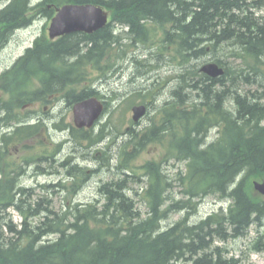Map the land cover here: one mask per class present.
I'll use <instances>...</instances> for the list:
<instances>
[{"label": "trees", "instance_id": "obj_1", "mask_svg": "<svg viewBox=\"0 0 264 264\" xmlns=\"http://www.w3.org/2000/svg\"><path fill=\"white\" fill-rule=\"evenodd\" d=\"M184 1L44 0L37 8L29 9L28 0H12L0 11V49L16 29L27 28L37 16L52 19L60 7L68 4L103 6L110 11L115 23L125 27L119 34H115L119 28L113 30L108 25L92 35L71 34L56 41L49 40L43 33L27 54L0 74V91L9 97L0 99V264H245L235 257L226 258L222 248L215 247L214 243L238 239L254 223L260 225L264 219V198L253 188L254 181L264 180V104L256 94L250 101L248 96L229 89V81L225 80L228 68L226 76L218 79L198 71L188 73L190 78L184 79L183 85L176 89L183 110L180 112L171 103L167 104L161 108L164 115L159 124H152L142 133L132 132L124 143L117 168L132 170V178L124 174L118 180L103 183L98 197L89 204L67 203L61 212L51 207V201L43 206L44 199L35 190L18 187L17 177L22 167L16 165L9 153L10 146L27 149L29 142H34L44 130L48 131V126L40 119L31 124L32 117L24 116L29 106L51 103L52 97L57 95H62L70 106L92 96L104 98L93 89L92 74L106 78L119 68L118 63L132 47V41L141 39L143 19L169 30L161 48L167 51L174 48L169 54H174L175 61L185 63L206 52L201 48L203 41L196 39L198 31L218 30L225 22L221 14L239 7L236 5L241 0H210L216 17L205 3L199 7L200 11L193 12L194 4ZM217 4L225 7L215 8ZM176 7L182 14L180 18H175L171 11ZM242 25L234 33L229 31L227 23L218 40L234 37L244 46L236 55L251 64L254 74L262 73L264 27H258L259 32H256L257 27L249 16ZM177 27L183 33L179 37L172 33ZM139 94L134 98L145 101L152 92ZM20 120L24 126L11 124ZM54 127L67 129L73 141L89 144V147L101 141L107 129L106 125H101L95 133V129L79 130L72 124L56 123ZM215 127L221 130V137L201 149L204 138ZM3 128H6L5 133ZM8 129L12 130L8 132ZM165 141H168L166 159L145 163L141 167L142 180L130 166L131 162L149 145H164ZM55 154L47 150L25 163L37 161L39 166L50 167L56 161ZM171 160L185 163L184 170L174 179L164 169ZM71 161L72 158H67L59 165L67 170L69 179L42 185L44 192L61 188L73 197L81 191L85 179L94 171L88 172L77 163L71 166ZM39 170L40 174L45 171ZM238 176L242 177L234 188ZM134 182L143 183L145 187L134 190L131 196L130 185ZM174 182L182 188V200L169 195ZM23 193H27L33 205L29 202L21 205L17 201L16 196ZM208 197L230 198L227 212L221 208L200 223L189 225V216ZM136 198L147 206L146 216L137 207ZM12 209L22 217L19 225L11 218ZM181 210L186 214L183 219L170 228L161 227L162 220L170 213ZM40 216L34 226L31 219ZM51 235L58 237L44 241V237ZM262 250L264 244L258 240L254 251Z\"/></svg>", "mask_w": 264, "mask_h": 264}, {"label": "rangeland", "instance_id": "obj_2", "mask_svg": "<svg viewBox=\"0 0 264 264\" xmlns=\"http://www.w3.org/2000/svg\"><path fill=\"white\" fill-rule=\"evenodd\" d=\"M6 4H8L7 1L0 0V10ZM261 8L258 10L257 15L264 22V6ZM50 24L51 19L45 18L38 20L27 29L17 31L9 43L0 51V74L10 69L19 57L23 55L24 51L31 47L34 41L43 33L48 37ZM148 27L153 33L152 38L155 40V44L152 45L154 50H148L142 45H132L129 49V56L120 64L121 68L119 66V69L109 74L106 78H103V75L92 74L94 79L93 88H96L104 96L101 100L109 102L105 115L98 126L94 127L95 133H97L101 125L107 126L108 133L111 132L110 134L112 135L108 137L105 143L94 148H87L86 144L80 145L73 141L67 129H63V131L54 127L55 123L74 125L73 106H68L62 99V95L52 97L51 103L31 105L24 111V116L32 117L31 121L33 123L40 119L41 122L48 126V131L44 130L34 142H29L30 147L27 149H23L22 146H10L9 153L12 155L11 159L16 162V165L22 167L20 171H24V176L21 177L22 185L27 188H35L36 194L39 196H47L51 200V207L57 212H61L67 203L85 204L94 201L98 197V188L102 183L117 180L122 176L115 168L118 164L117 156L120 146L130 139L132 132L142 133L152 124H159L163 118V113L160 111L162 105L165 101L172 100L173 92H176L177 87H179L175 76L179 75L183 69V66L179 63L180 60L173 61L174 54L169 53L164 60L156 61L151 59L149 56L150 51L156 54L160 53L163 36L159 26L150 23ZM205 47H207L206 53L187 64V71H198L204 64L219 60L225 64L226 68L235 70L236 79L231 88L233 92H239L250 97L257 92L264 94V72L259 75L257 73L254 74L251 64L243 62L242 59L235 56L234 47L231 43L215 48L213 43L210 42L206 43ZM168 50L173 52L174 48H169ZM146 60H148L147 63ZM136 61L144 63V66L139 65ZM249 75L256 79L255 83L251 84L244 80ZM230 82L227 83L228 86L231 85ZM139 92L143 95L152 92V95L145 101L142 98H134L135 95H140ZM115 93L119 95V102L116 104L111 103L108 99L112 98ZM130 98H132V101H129ZM262 98L264 100V95ZM0 99L8 100L9 97L0 91ZM59 99L62 101H59ZM143 101L148 104L149 112L140 123L135 124L131 118V109ZM213 134L209 135L212 139L216 137ZM62 142V148L58 152V144ZM112 143L115 147L107 149L106 145ZM75 149L78 150L76 159H74L75 163L86 168L88 172L97 170L96 173H90L91 182L73 197H70L66 190L59 188H51L44 192L40 186L54 185L61 180L66 181L69 179L67 178V170L59 165ZM47 150L51 153L56 152L54 167L49 170V173L36 175L37 161L29 165L25 161L32 158L36 159ZM100 150H107L108 154L110 153L111 158H113L111 167L105 166L101 159V154L97 155ZM167 152L168 141H165L164 145L151 144L133 163L131 162L130 166L144 180V171L141 170V167L148 161L160 162L165 160ZM183 166V164L171 160L168 165L164 166V169L171 178H176ZM43 168L46 170L49 166L46 167L45 165ZM173 184L170 195L172 194L177 199L183 198L182 188L177 183ZM130 186L132 188V196L134 195V190L145 187V184L134 182ZM217 201L218 199L216 198L208 197L202 205L198 206V211L191 220L198 222L210 214L218 212L220 205ZM136 202L140 210L146 213L147 206L145 203L138 198H136ZM10 214L16 224L19 225L22 222V217L16 210L12 209ZM183 217L184 212L181 211L170 213L169 217L163 222V226H170ZM37 222H39V217L34 219V224ZM261 237L264 244V226L261 227L259 224H254L246 237L226 242L216 241L214 246L228 250L229 257L234 256L236 259H241L245 264H264V250L261 252L253 250L255 242Z\"/></svg>", "mask_w": 264, "mask_h": 264}, {"label": "bare ground", "instance_id": "obj_3", "mask_svg": "<svg viewBox=\"0 0 264 264\" xmlns=\"http://www.w3.org/2000/svg\"><path fill=\"white\" fill-rule=\"evenodd\" d=\"M5 1H7L8 3H10V2H12V0H5ZM44 0H28V3H27V6H28V8L29 9H34V8H37L42 2H43ZM180 1H182V2H185L184 0H180ZM257 1H260V0H241L239 3H238V5H236V6H239V7H233L230 11H228V12H226V14L225 15H223V14H221L224 18V20H225V22H223V24L222 25H220V28L218 29V30H216V31H214L213 29H211V30H209L210 31V33H202V32H199L198 31V33H197V36H196V39L197 40H201V41H203L202 42V46H201V48L202 47H204L206 50H207V47H205V45H206V43H210V42H212L213 43V45H214V47L216 48V47H220V46H223V44H229V43H231L232 44V46L234 47V53H235V56L236 57H239V56H237L236 55V52H238V51H240V50H244V46L242 45V44H240L237 40H234L233 38L234 37H230V36H226L227 38L226 39H221V40H218V36H222L223 35V29H225V28H227L228 26H226L225 27V25L227 24V23H229V31H235L234 33H236L237 31H238V26L239 25H242V22L243 21H245L247 18H248V16H249V18L251 19V20H253V25H254V27H257V30H256V32H259V29H258V27H264V22H263V19H261V18H259L258 17V10H260V9H262L261 7H263L264 6V0H262L261 1V3L259 4ZM188 4H191V3H193L194 4V9H193V12H195V11H200V9H199V7L201 6V7H203L202 5H203V3H205V6H210V0H190V1H188L187 2ZM214 7L216 8V7H219V8H222V7H225V5L224 4H217V5H214ZM61 8V7H60ZM210 8H212V6H210ZM2 10V9H1ZM0 10V11H1ZM179 10V8L178 7H176V8H172V12H173V16L175 17V18H180L181 16H182V14H180V11H178ZM108 12V11H107ZM210 13L212 14V16H214V17H216L217 15L216 14H214L215 13V10L212 8V10H210ZM189 14H193V13H189ZM218 18H220L219 16H218ZM42 19H45V18H43V17H40V16H37L36 18H34L33 20H32V22L27 26V28H29V27H31L35 22H37L38 20H42ZM232 20H234V22L232 21ZM187 22H189V21H187ZM215 22H216V20H215ZM150 23H153V22H150V20H145V19H143L142 21H141V29H143L144 31H141L140 32V38L141 39H139V40H135L134 42L132 41V45H135V46H138V45H142L144 48H146V49H148V50H154V47L152 46V45H154L155 44V40L152 38V36H153V33H152V31H149L148 30V24H150ZM234 23H235V25L236 26H234ZM155 26L157 25V24H155V23H153ZM108 25H110L111 26V28H113V30H116V29H118L119 28V30H118V32H115V34H119V33H121L123 30H124V28L125 27H123L122 25H120L119 23H115L113 20H112V18H111V15H109V19H108V23H107V25L104 27V28H106ZM158 26V25H157ZM242 26H244V25H242ZM245 27V26H244ZM27 28H23V29H27ZM104 28H102V29H104ZM178 29H177V31H174V30H172V33H174V34H177L178 35V37L179 36H181L183 33H182V31H181V28L180 27H177ZM212 28V27H211ZM22 28H18V29H16L13 33H11L10 34V36H9V40L4 44V46L0 49V51L9 43V41H10V39L12 38V36L17 32V31H20V30H23ZM101 29V30H102ZM150 29V28H149ZM264 29V28H263ZM126 30V29H125ZM170 30V31H171ZM169 30L168 29H166V28H161V33H162V36H163V39H164V37H165V35H166V32H168ZM168 33H170V32H168ZM215 33V34H214ZM217 36V37H215V36ZM233 39V40H232ZM162 42V41H161ZM33 46H34V43H33V45L31 46V47H29V48H27L25 51H24V53H23V55L22 56H24L25 54H27L30 50L29 49H32L33 48ZM157 48V47H156ZM159 49V48H158ZM169 49V48H168ZM260 51V50H259ZM128 53H129V49H128V51H127V54L125 55V57L122 59V60H120L119 61V66H120V68H121V63L124 61V60H126L127 59V57L129 56L128 55ZM168 53H169V51H167V50H163V49H160V53H158V54H156V53H152V51H150V53H149V56L151 57V59H153V60H156V61H160V59L161 60H164L165 59V57H167V55H168ZM206 53V52H205ZM204 55V54H203ZM264 55V54H263ZM21 56V57H22ZM202 56V55H201ZM200 56V57H201ZM21 57H19V59L21 58ZM199 57H191V58H189L188 59V61L187 62H185V63H183V61L181 62V60H180V65L181 66H183V69L181 70V73L179 74V75H176L175 77H176V80H177V82H178V86H182L183 85V80L185 79H187V78H190V75L188 74V73H191V72H196V71H194V70H188L187 71V64H189L193 59H198ZM240 58V57H239ZM18 59V60H19ZM170 59H172V58H170ZM240 59H242V61L243 62H246V59L244 60L243 58H240ZM17 60V61H18ZM73 61L75 60V59H72ZM72 60H69L70 62H72ZM16 61V62H17ZM147 61L148 60H146V63H147ZM173 61H175L174 60V58H173ZM217 61H219V60H215V61H211V62H209V63H207V64H204L199 70H198V73H201V74H204L205 76H207V77H209V78H211L210 76H208L207 74H205L204 72H202V69L206 66V65H208V64H217L220 68H222L223 70H224V74L221 76V77H219V78H223V77H225L226 76V66H225V64L223 63L222 64V66L220 65V64H218L217 63ZM15 62V63H16ZM221 62V61H220ZM14 63V64H15ZM136 63H138L139 65H142V66H144V63H142V62H140V61H136ZM13 67V66H12ZM11 67V68H12ZM10 68V69H11ZM119 69V68H118ZM9 70V69H8ZM7 70V71H8ZM4 73V72H3ZM258 74H260V73H258ZM211 79H218V78H211ZM236 79V75H235V70L234 69H229V71H228V74H227V76H226V78H225V80H227V81H233V80H235ZM246 82H248V83H255L256 82V79L254 78V77H251V75H249V76H247V77H245V79H244ZM230 82V86H228V88L229 89H231L232 88V83ZM228 83V82H227ZM94 90H96L98 93H100L96 88H93ZM139 93H141V92H139ZM239 93V92H238ZM101 94V93H100ZM241 94V93H240ZM243 95V94H242ZM264 94L263 93H256V97L257 98H259L260 99V102L262 103V104H264V100H263V98H262V96H263ZM243 96H248V95H243ZM252 96H253V94H252ZM250 97V96H248L249 98H251L250 99V101H252V100H254V98L253 97ZM92 97H95V96H92ZM104 97V96H103ZM91 98V97H90ZM109 99V101L111 102V103H114V104H116V103H118L119 102V95H117L116 93L114 94V96H112V98H108ZM132 99V98H131ZM59 101H62V100H60L59 99ZM64 102H66V104L68 105V106H70L69 104H68V102L67 101H65L64 100ZM109 103V102H108ZM108 103L106 102V109H107V105H108ZM169 103H171V105L173 106H175L180 112L183 110V106H182V104H181V102H180V99L177 97V95H176V92H173V95H172V100L171 101H169V100H167V101H165L164 102V104L162 105V107L161 108H163V107H165L167 104H169ZM135 106H145L146 108H147V113H148V108H149V106H148V104L147 103H145L144 101L141 103V104H137V105H135ZM135 106H133V107H135ZM132 107V108H133ZM160 111L162 112L163 111V109H160ZM163 115H164V113H163ZM32 122V121H31ZM14 127L15 126H24V123H23V121L22 120H20V121H13L12 123H11ZM31 124H33V122L31 123ZM56 124V123H55ZM263 125H264V123H262ZM12 130V129H11ZM10 129H8V132H10L11 131ZM63 130V129H62ZM64 131V130H63ZM3 132L5 133L6 132V128H3ZM111 132H109L108 133V130L107 129H105V131L103 132V138L101 139V141H95L94 142V145H92V146H90L89 147V144H87V148H94V147H97L98 145H101V144H103V143H105V141L108 139V137H110L112 134H110ZM212 133H214L213 135H215L216 137L214 138V139H212L211 138V136H209L210 134H212ZM221 137V130L217 127L216 129L215 128H212L211 130H210V132H209V134H208V136H206L205 138H204V141H203V143L201 144V149H205V148H207L210 144H212V143H215L219 138ZM72 139V138H71ZM113 141V140H112ZM115 141V140H114ZM78 144V143H77ZM62 145H63V142L62 143H59V147H58V152L60 151V149L62 148ZM123 146H124V143L120 146V149H119V152H118V164L115 166V168L121 173V177L120 178H122V177H124V174H127L126 176H129V178H132V170H126V168H125V170H123V169H119V168H117V166H119V163H120V159H121V153H122V148H123ZM106 147H107V149H113L114 147H115V145L112 143V144H107L106 145ZM78 152V150L77 149H75L74 150V152L70 155V156H68L67 158H72V161L70 162L71 164V166L75 163V161H74V159H76V153ZM98 154H101L102 156H101V159H102V161L105 163V166H107V167H111V160L113 159V158H111V156H110V153L108 154V152H107V150H100V151H98L97 152V155ZM67 158L64 160V161H66L67 160ZM177 163H181V164H183L184 166H183V169H180L179 171H181V170H184V168H185V163L184 162H177ZM169 164V163H168ZM167 164V165H168ZM43 166H45V165H42V166H39V164H37V168H36V175H39L40 173L39 172H41L40 170H39V168L40 169H42V170H45V168H43ZM54 167V165H51L48 169H46L45 171H44V173L43 174H46V173H49L50 171V169H52ZM92 171H94V173H96L97 172V170H92ZM169 175V174H168ZM24 176V171H21L20 173H19V176L17 177V180H18V184H19V186L18 187H23V188H25V189H27V190H36L35 188H27V187H25V186H23L22 185V182H21V177H23ZM177 176V175H176ZM241 177L242 176H238L237 177V179H236V184L234 185V188L236 187V185H237V183L239 182V180L241 179ZM174 179V178H173ZM118 180V179H117ZM131 180V179H130ZM114 181V180H113ZM91 182V180H90V176H89V178H86L85 179V181H84V186H83V188L85 187V186H87L89 183ZM107 183V182H106ZM174 183H176V182H174ZM103 184V183H102ZM101 184V185H102ZM100 185V186H101ZM99 186V187H100ZM233 186V185H232ZM41 187V186H40ZM82 188V189H83ZM59 189H61V188H59ZM81 189V190H82ZM77 193H79V192H77ZM76 193V194H77ZM171 193V192H170ZM27 193H23V194H21V195H19V196H16V199H17V201H19V203L21 204V205H27L26 204V202H29L30 204H32L33 203V201L32 200H29L28 198V195H26ZM75 194V195H76ZM98 195H99V188H98ZM170 195V194H169ZM170 196H172V194L170 195ZM175 200H182V198L181 199H177L176 197H174V196H172ZM213 198H216V199H218V201H217V203L218 204H221V205H223V206H221L220 207V209L222 208L225 212H227V208H228V206H229V204H230V202H231V199L230 198H223V199H220V198H217V197H213ZM41 199H44V202H43V206H45V204L46 205H49V203H50V199L47 197V196H41ZM37 201H39L38 199H36ZM92 202V201H91ZM91 202H88V203H85L84 205H86V204H89V203H91ZM205 202V200H203V201H201L200 202V204L199 205H202L203 203ZM28 203V204H29ZM33 205V204H32ZM73 205H76V204H73ZM198 205V206H199ZM102 205H98V207H101ZM137 207L139 208V206H138V204H137ZM197 211H198V208H197V210H196V212L195 213H193V214H191L190 216H189V220H188V223H189V225H193V224H198V223H200L201 221H203V220H205V219H207L208 217H206V218H204V219H202V220H200V221H192L191 219L196 215V213H197ZM148 212V211H147ZM147 212L146 213H143V215L144 216H146V214H147ZM174 212H177V211H173L172 213H174ZM180 212V211H179ZM181 212H184L183 210H181ZM8 214H9V211H8ZM185 212H184V217H185ZM168 217H169V215H168ZM168 217H166L165 219H163L162 220V222H161V227L163 228V229H167V228H170V227H172L173 225H175L176 223H174V224H172V225H170V226H167V227H164L163 226V222L168 218ZM183 217V218H184ZM11 218H12V220H13V217L11 216ZM36 218V217H35ZM35 218H33V219H31V223L35 226V224H37V223H35L34 224V219ZM182 218V219H183ZM40 219H41V216L39 217V221H40ZM263 219V218H262ZM13 222H14V220H13ZM15 223V222H14ZM16 224V223H15ZM254 224H257V223H254ZM253 224V225H254ZM18 225V224H17ZM259 226H264V219L262 220V222H261V224L259 225ZM162 229V232H164V231H166V230H163ZM250 229H251V227H249L247 230H246V234L244 235V236H242V237H240V238H243V237H246L247 235H248V233H249V231H250ZM58 237V235H51V236H48V237H44V241H47V240H52V239H54V238H57ZM240 238H238V239H240ZM230 240H236V239H230ZM258 240H261L262 241V244H263V239H262V237L261 238H259ZM257 240V241H258ZM216 241H220V240H216ZM215 241V242H216ZM256 241V242H257ZM223 242V241H222ZM256 242H255V244H256ZM255 244H254V246H253V250H254V247H255ZM223 250V254H224V256L226 257V258H231V257H234V256H231V257H229L228 256V250H226V249H222ZM241 260V259H240ZM175 264H183V263H179V262H177V263H175ZM187 264H192V262L191 263H187Z\"/></svg>", "mask_w": 264, "mask_h": 264}, {"label": "water", "instance_id": "obj_4", "mask_svg": "<svg viewBox=\"0 0 264 264\" xmlns=\"http://www.w3.org/2000/svg\"><path fill=\"white\" fill-rule=\"evenodd\" d=\"M109 19V12L102 6L93 4H68L59 8L56 16L52 19L49 28L50 40L75 33L88 35L98 32L104 28ZM202 72L211 78H219L225 72L217 64H208ZM105 107L102 101L96 97L88 98L75 104L73 108L74 124L78 129H91L99 121L104 113ZM134 122H139L146 113L145 106H135L132 109ZM256 193L264 196V181L254 182Z\"/></svg>", "mask_w": 264, "mask_h": 264}]
</instances>
